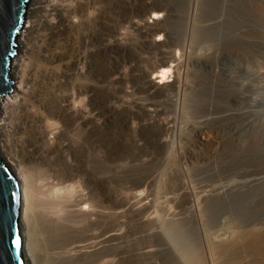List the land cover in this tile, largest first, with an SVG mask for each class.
I'll return each mask as SVG.
<instances>
[{
    "label": "rangeland",
    "instance_id": "1",
    "mask_svg": "<svg viewBox=\"0 0 264 264\" xmlns=\"http://www.w3.org/2000/svg\"><path fill=\"white\" fill-rule=\"evenodd\" d=\"M47 1L55 2L57 7L59 5L60 7H58V9L61 8L62 11L60 9L59 10L61 11L60 13L63 14V15H60V17L58 18L59 20L57 18L55 20L50 18L53 15L47 9L48 8L47 6H49V4L47 2L42 4V10L39 13L40 19L42 18L44 20L45 16H46L47 20H50V19L54 20V22L52 21V23H51L52 26L56 27V28L59 27V29L61 30V32H60L61 35L59 37H56V40H57V38H59V40H57L56 43L54 44L55 47L52 46L49 49L51 51V53H53V51H54L56 53L59 52L60 54L63 55V61L60 63V68L62 67L61 71L63 72V75L68 77V78L65 77V79H64L65 85L63 86V89L61 91L63 93H65V95H66L65 96L63 94V97H70L73 94V97L77 98L76 101H77V103L79 102L80 105H78V106L76 105V106H77V109H79V110L82 108H85V102L83 101V103H82L81 100H78L81 98L83 100L84 95H81L79 97L78 92H79V89L82 90V88H83L82 83L86 81V78H85L87 76L86 70H87V65L89 62V60H87V57L89 54L88 46L92 50L98 51V50H100L101 47L103 48L105 45V48L107 50L106 51V61H104V59L101 60V58L98 57L100 65L102 67L101 71H100L101 73L96 72L92 77V80L95 83V85L96 86L98 85L97 87L100 88V85H102V84H101V82H99V80L101 81V79L104 78L102 69H103V67L106 68V71H107L105 74V75H107V76H105L106 85H107L105 87L106 92H107L106 93L107 94L106 95V97H107L106 98L107 99V101H106V106H107L106 107V109H107V111H106V113H107L106 114V117H107L106 118V122H107L106 123V125H107L106 126L107 127L106 128V137H107L106 138V152H107L106 153V155H107L106 156V161H107L106 162V180H107L106 181V192H107L106 198L107 199H106V204H105L106 205V224H107L106 230H107V232L111 230L112 231V232L110 231L111 234L118 232L117 234L119 237V238L116 237L114 239H109V241L107 242L108 243L107 245H109V246H107V264H180V263L181 264H200V263L201 264H205V263L206 264H208V263L209 264H220L219 260L215 259V257H217L216 256V250L217 249L215 247H212V246L214 244V241L218 242V239H220V237L221 238L224 237L226 239L227 238L226 233L227 232H228V234L233 233L232 230L234 228H236L233 226L234 221H233L232 217H235V216H231L232 209H235V207H237V208L239 207L238 211L241 210L240 213H243L244 215L246 213L245 217L247 218V220L250 217L251 218L250 221L252 220L253 224L255 223V221H253V220L257 219L256 221L259 222L260 219L264 218V216H263L264 215V196H263L264 193L262 192V190L264 191V188L261 187L263 189L259 188L258 190H255V191L249 188V186L252 183H254L253 181H255L256 178H257V180H258V178L259 179L262 177L264 178V175H263L264 174V33H263L264 32V30H263V28H264V24H263L264 23V0H243V1L242 0H239V1L236 0L238 3L235 1L236 2L235 6L238 7V8L237 7L235 8L236 13H238V14L235 13L236 14L235 18L237 17V18H240L242 21L243 20L248 21V22H250V24L254 23L253 24L254 28L251 26L252 24L250 25L251 27H249V34L251 37H253L252 39L255 38L257 40L258 38L261 37L257 41L254 40L256 43L253 41L254 43L251 45V47L254 50H252L250 47L248 51H250V50L251 51L246 53V54H245V52H243V54L245 56H242L243 55L242 51L239 52L237 48L233 47L235 50L232 49L231 51H229V53L232 54L231 55L232 58H234V59H232V60H234L233 62L231 59H228L229 61L228 60H222L221 62L217 63L219 65V66L217 65V68H216L217 71H216V69H214L215 71H212L213 69L212 70L209 69L208 71L203 70L204 71V72L202 71L203 73L198 72L199 68H200L199 65H198L199 66L198 67L196 64L194 65V64H191V62H189V57H193L196 54L198 55V53L195 52V51L198 52V48L200 49L199 52L201 51L202 53L203 52L207 53V54H205V53L202 54L200 52V56L201 55L212 56V55H217V53H219L218 54V56H219V55H221V51L217 50L215 52L214 48L207 47V49H206V47H204V46L203 47L199 46V47H197V49H194V50L190 48L191 49L190 50L189 46H187V43L189 44V42L191 40L190 36H191V34L193 35L192 32H194V31H192V28L194 29V27L191 28V26L193 25L197 29V27L202 24L201 22L203 20V19L200 20L201 17H199V13L197 12L198 4L196 5V3H198V1L191 0V7L189 5V7L191 9L189 10V9H187V8H189L187 5L190 3V1L189 0H182L181 1L182 9L180 8L181 12L174 13L172 15H167L168 12L165 8H168L171 10V8H173L174 5L172 4L173 1L164 0L162 2V4H164L163 5L164 7L165 6H167V7L160 9L158 12L159 13L158 16H154L152 14L151 15L150 14H145V15L143 14V15H141V17L139 19L137 16L135 17L134 15H132L133 9L141 6L138 4L142 3V5L146 4L145 6H149L153 3H161V2H158V1L156 2V0H118V2L122 1L124 4V6L122 5V8H123L122 11H120V13H119V11L116 10V8H117L116 7L117 5H115L117 3L116 0H106L105 3L103 0H102V2H101V0H95V1L94 0H47ZM246 1L248 2V5H247ZM164 2H166V4ZM232 2H234V0ZM87 3H88V6H85V5H87ZM170 3H171V6H170ZM241 3H242V6H241ZM243 3H244V5H243ZM32 4L33 3L31 2V5ZM102 4H103V6H104V4H106V9H107V11H106V13H107L106 14L107 15L106 16V18H107V20H106V23H107L106 24V31H107L106 38L107 39L103 43V45L100 47L98 45L96 46L95 44L93 46H90V45L86 44L87 43V34H88L87 27H86V18H87V20L95 18L97 21V18L99 19V15H98L99 11L98 10H100V8L103 7ZM237 4H240V5L238 6ZM136 5H138V6L136 7ZM196 6H197V8H196ZM245 6H246V8H245ZM95 8L97 11L95 10ZM124 8H125V10H124ZM241 9H243V11L246 9L244 11L245 13ZM187 10H188V12H187ZM237 10H239V12ZM49 14H51V16ZM87 14H88V16L92 15V18H90V16L87 17ZM193 14L195 16H198L199 18L194 17ZM243 14H245V15H243ZM96 15H98V16L96 17ZM30 16H32V15H30ZM244 16H246V17H244ZM250 16H251V18H249ZM61 17H63V18H61ZM193 17L197 18V20H198L197 24L198 25L195 24L196 19L194 20ZM242 17L246 18V20L243 19ZM252 17H253V19L255 18L256 21H252L253 20ZM53 18H55V17L53 16ZM174 18L178 19L180 29H179V32L171 34L169 29L165 27L166 25L163 23V21H165L167 19L170 21H173V20H175ZM235 18H233L234 19L233 22H237L239 24L240 19H239V21H237V19L235 20ZM62 19L66 20V21H63ZM199 20L201 22H199ZM50 21H49V23H50ZM55 21H57L56 24H54ZM58 21L59 22L63 21V22H61L59 24ZM157 21H159V23L161 24V26L159 24V26H160L159 29H161V32L157 31V32L151 33V30L155 28V25H153V23L157 22ZM193 21H195V22H193ZM150 22H152V24ZM62 23H64V24L62 25ZM146 23H149V24H146ZM146 25H147V28H146ZM148 25H151V26H148ZM95 26L97 27L96 24H95ZM95 26H94V29H98V27L96 28ZM144 27H145V29H144ZM50 28L51 27L48 25L45 28V25L43 26V24H41L38 32L35 35V38L32 39L31 45H32L33 53L31 55V60H32L31 67L35 66L34 68H32L33 70H35L36 64L38 63V61H37L38 60L37 56H38V52H39L38 47L41 46V44L43 45V43H44V46L45 45L47 46L48 38L51 35ZM185 28H186V30H185ZM167 29H168V33H167ZM183 29L185 32L183 31ZM260 29H262V31ZM47 31H49V32L47 33ZM147 32H148V34H147ZM169 32H170V34H169ZM157 33H158V35H157ZM164 34L167 35L168 37L166 38V36ZM47 35H49V36L47 37ZM173 35H175V37L176 36L177 37L175 38V37H173ZM171 36L173 39H176V40L179 38L178 39L179 42L181 39V43H179V44L177 43L175 45H169V46L167 45L168 47L166 45H163L164 47L158 46V47H154V48H153V46L148 45V44H150L152 39H154V40L157 39V41H159L160 43H166L167 40L169 41V39H172ZM182 41H185V46L183 45L184 42H182ZM180 44H181V46H180ZM92 47H94L95 49H93ZM51 48L53 49V51ZM210 48L212 50H210ZM121 49H128V51L130 53V57L124 59L123 55L121 54L122 53ZM171 49H173L174 51ZM192 50L194 53L192 52ZM164 51H167V52H164ZM188 51H190L191 56H189ZM237 51L240 53L239 56L237 55L238 54ZM171 53L173 54L174 58L168 57L169 55L172 56ZM233 54H235V55H233ZM187 56H188V58H187ZM240 56H242V57L240 58ZM247 56L248 57L250 56V58H248V62H247ZM160 57H161V59H163V57H164V59L170 58V60L172 62L171 63L172 64V71L170 73L168 80L165 79L164 83L160 79L157 78L158 75H156L154 73L152 75L149 74L150 70L152 71L153 67L156 65V62L158 61L157 59L159 58V60H161ZM235 58L238 60V62H236L237 60H235ZM252 58H253V60L250 61L249 59H252ZM172 59H174V60H172ZM185 59L188 60V63ZM257 60H258V62H257ZM154 61H156V62H154ZM242 61L243 62L245 61V63H243ZM249 61H250V63H249ZM97 63H98V61H97ZM240 63H242V64H240ZM247 63H249V66ZM236 64H238L239 66L243 65L241 67L247 68V70L249 67L251 68V69L249 68L250 70H248L249 72L251 71L250 72L251 74L249 73V75H245L244 73H242V75L241 74L237 75V82H239V83L244 82L243 84H245L244 87H240V88L242 90L247 88L246 89L247 91L246 90L242 91L240 88L238 89L240 91H238V90H236L237 87H234V89L229 90L228 88H225V86L223 85L225 82L220 83V80L218 78L219 77L218 74L221 73V70H220L221 67H226V66L227 67L228 66L233 67V66H236ZM245 64H246V66H245ZM56 65H58V64L56 63ZM56 65L55 64H53V65L48 64L47 66L52 68ZM152 65H153V67H152ZM253 66H254V68L252 71ZM193 67L195 69H193ZM66 68H68V69H66ZM191 68H192V71L196 70L198 74L201 73V74H199V77H197L198 79L196 78L199 83H197V81L194 82L195 81L194 77H196V75L198 76V74H195L193 72L194 74L192 75V73H191V76H190L189 72L191 71ZM197 68H198V70H197ZM109 69L113 70V71L109 73L108 72V71H110ZM176 69H177V71H176ZM188 70H190V71L188 72ZM206 72H208L210 75H211V73L214 75V77L212 76L213 78L209 76L211 79L218 78V79H214L216 87L215 86L213 87L211 85L206 86L207 81H208L207 77L209 75L208 73L206 74ZM142 73L145 74L146 76H148L147 79H149V77H151V80H153L154 82L159 83L160 85H163V86L167 85L165 87V89H163L165 91L164 96H163L164 99H162L163 97H161V98L155 97V99H154V97L152 98V96L149 94L152 91L151 92L141 91V88L139 85L141 83V76L143 75ZM203 74H204V76H203ZM68 75L76 76V77H74V78H77V80H75L76 81L75 85H72L70 83L72 80H71V77H69ZM205 75H206V77H205ZM203 77L206 78L207 80L203 79ZM52 78L53 79L51 80L50 84H48L49 85L48 89L52 88V90L50 92L52 93V91H55L52 94L54 95V97H56V95H58V92H59V89L57 87V81H55L57 79L54 76ZM54 78H55V80H54ZM191 78L192 79L194 78L193 79L194 81L191 80ZM200 78H202L203 80H199ZM240 78H242V79H240ZM178 79H180V80L178 81ZM53 80L56 82V84H53V83H55ZM97 80L100 84L97 82ZM200 81L202 83H200ZM204 81H206V82L204 83ZM184 82L186 84L188 82L194 88H192L189 84L185 85ZM161 83H163V84H161ZM192 83H193V85H192ZM51 84H53L54 87ZM220 84H222L223 86ZM198 85L200 86V89H199ZM186 86L187 87L190 86V87L187 88ZM207 87L208 88L213 87V88L212 89L209 88L210 90L209 89L207 90L206 89ZM223 87H224V89H223ZM191 88L195 91L193 92L191 90ZM195 88L196 89L198 88V89L196 90ZM203 88H204V90H206V91H203L205 98L202 95L203 94L202 93ZM56 89H57V91H56ZM166 90L169 92H167ZM233 90H234V92H233ZM235 90H236V92H235ZM187 92H190L189 93L190 95L192 93L193 94L196 93L198 95L199 94L198 92H200L199 97H200V102L202 101L201 102L202 104H197V107H196L197 109L195 108L196 109L195 112H193L195 110L194 108L192 110H187L185 108V103H184L185 101L180 100L182 98H185L186 97L185 95H187V97L189 96V94ZM55 93H57V94H55ZM235 94H237V95H235ZM248 94H249V96H248ZM234 95H235V97H234ZM201 96H202V98H201ZM177 97L179 99H177ZM187 97L184 100H186ZM234 98H235V100H234ZM71 99H72V97L70 98V100ZM165 100H166V102H164ZM222 100H223V102H222ZM236 100H238V101H236ZM169 101L172 103V105ZM175 101L176 102L178 101V105ZM235 101H236V103H235ZM206 102H208V103H206ZM217 102H218V104H217ZM160 103H163V104H160ZM173 104H175V105H173ZM144 105H145V107H144ZM152 105L154 108L152 107ZM157 105H161V106L159 107ZM198 105L199 106L203 105V106L200 107L201 109L200 108L198 109V107H199ZM216 105H219V107H217ZM139 106H142L143 108H141ZM79 107H81V108H79ZM167 107H169V108H167ZM228 107H229V110H227ZM166 108H167V110H164ZM203 108L204 109L208 108V109L204 110ZM242 108L245 110H243ZM156 109H158V110H156ZM240 110H241V112H240ZM40 111L43 112L44 110L41 109ZM189 111H190V113H189ZM248 111H250V113ZM242 112L247 114V116L253 122L254 126H256L255 129L253 128V129H250V130L248 129V130L244 131V128H242L244 118L240 117L242 119L241 120L240 118H238V116L237 117H232V116L227 117L228 113L229 114L230 113L241 114ZM94 113L97 114V111ZM94 113L92 112V114H94ZM45 114H47V113L43 112V114H42L44 117L43 126L45 128L49 129L48 126L51 127V124L53 123V122L50 123V120L51 121H53V120L49 117V115H46V117L48 116V118H46V119L47 120L49 119V122L45 121L46 120L45 116H44ZM207 116L212 117L210 122H208V120L211 117L208 118L207 120H205L207 118ZM223 116H224V118H223ZM175 117H176V119H175ZM201 118L205 122L202 121ZM215 118H217V119H215ZM222 118L224 120H222ZM229 120H231V121H229ZM177 121L180 123H178ZM199 121L202 123H200ZM223 121L224 122L227 121V122L224 123ZM46 122L48 125L46 124ZM194 122L200 123V124H196L198 126V128H196V125L194 124ZM219 122H220V124H219ZM210 123H212V124H210ZM228 123H229V125H228ZM153 124H156L157 126L153 125ZM186 124H187V127L185 126ZM201 124H202V127H204V130H202L203 128L201 127ZM204 124L206 126L207 125L208 126L206 127V126H204ZM232 124H234V128H233ZM54 125H55V122H54ZM190 125H192L196 129H194L192 126L190 127ZM218 125L219 126L223 125V126H221L222 128L221 127L219 128ZM148 126H150V127H148ZM236 126H238V127L236 128ZM224 127H225V131H223ZM51 128H53V127H51ZM54 129H57L56 125L54 126ZM195 130H197V131L195 132ZM209 130H212V131L209 132ZM218 130H220L222 132H220V131L214 132V131H218ZM239 130H241V131H239ZM51 131H53V130L51 129ZM51 131H50V134L53 133L55 130L53 132H51ZM203 132H205L204 134L208 133V136H210L209 138L210 139L212 138L213 141L212 140H210L211 142L210 141H208V142L202 141L200 137L203 138V137L207 136V134L206 135L200 134ZM238 132H239V134H238ZM77 134H78L77 138H79V140L83 141L84 133H82V130L77 132ZM197 135L198 136L201 135V136L198 137ZM218 138H220V139H218ZM207 144H209V145H207ZM184 159H186V161ZM200 159H202V160H200ZM207 159H209V161ZM187 160H190V162L193 161L194 163L196 162V160H197V163H200L202 161L201 165L205 164V167L201 168V172L197 171V169L200 168V165L197 163H195V165H194V163L192 162L193 163L192 166H195L194 167L195 171L191 170L190 169L191 166L190 165L188 166V164H186ZM184 161H185V163H184ZM205 161H206V163H203ZM208 163H210V164H208ZM213 163L215 165H213ZM206 164H208V165H206ZM234 164H235V167H234ZM183 165L186 167H184ZM168 166H175V168H177V169L182 168L180 170H181V172H183L185 174L187 173L186 170L190 169L186 175L184 174L185 176H183V173H182V176L175 177V179L171 178V180L173 182H176L178 179H183L185 182H187V184H189L188 185L189 187L194 189V191L200 192L202 189H205V191H207V190L212 189L213 186H214V188H217V186L220 188L221 185H223V187L224 186L226 187V185L229 184V185H227V187H228V186L235 185V183H236L235 181L239 180L238 182L241 183V180H244V181H246V184H247L246 186H248L247 189L250 190V193L247 189L244 190L242 188L244 191H242L243 193H240V196H241V198L243 196H245V197H243L242 200L240 201V203L238 202L237 205L234 204L235 207L232 205L234 208L231 207L230 208L231 211L229 210V207H228V208H216V211H215V209L214 210L212 209L210 211L205 212V215L207 214L206 217L208 215L211 216V217L208 216L207 218L205 217L203 222H202V225H204L202 227L203 231H204V235L206 234L205 236L202 235V232H198L196 227H194L192 223H187L186 225H185V223L184 224L180 223V224H170V225L166 224L165 228L168 230H166L164 228V230L166 231V232L164 231V235L161 237L156 236L157 237L156 238L154 235L155 234L154 230L158 229V230H156V232H157V231H159V229H161L160 227L163 223V221H162L163 218L165 216L167 218L168 214H170V212L173 211L172 209H174V211H176L178 213H176V212H171V213H173V215H176V216L178 215V217H176V216L172 217V214H170L171 218L168 217L167 219H174V217H175V219L182 218L180 213H179V209L174 208V205L171 206L172 203L170 204V202H169L171 200V198H173V196L175 197V195L177 194V191L174 188L175 186L170 187V190H169L168 184L165 183V180L167 179L168 174H167V172H165L161 169H166V167H168ZM197 166L199 168H197ZM211 171H213V172H211ZM260 172H262V173H260ZM151 174H152V176H155V178L157 179V181L155 182L156 184L146 186L144 180L147 177V175L150 176ZM156 175H157V177H156ZM261 175H263V176H261ZM183 177H185V178H183ZM77 178L78 179L75 178L73 180V182L71 183L72 186L74 185L73 186L74 187V189H73L74 194L69 195L70 198H69V196H64V197H66L65 199H62V200H64V202L61 201L63 204L62 207L64 209L66 208V210L64 211L65 213L60 214V216H62V217L66 216L67 208L72 206V202H74L78 198L80 199L82 197V195H84V193H85V190H84L83 184H82L83 182L81 181L82 180L81 176H77ZM232 180L234 181V184H233ZM75 181L77 184L75 183ZM168 181H170L169 178H168ZM244 181H242V182H244ZM143 182H144V184H143ZM227 182H229V183H227ZM230 182H232V185ZM236 184H238L237 186H239V185L241 186L242 184H245V182L242 184H239V183H236ZM79 185L81 186V188ZM206 188H207V190H206ZM208 188H210V189H208ZM173 189H175V190H173ZM260 189H261V191H260ZM172 190L174 192L176 191V194ZM79 191L81 192V194ZM202 191H204V190H202ZM173 193H174V195H173ZM253 193H255L256 195L254 194L255 195L254 196ZM258 193L259 194L261 193L262 196L259 197ZM167 194L170 197V200H169V197L167 198ZM248 197H250V198H248ZM166 199H168V200H166ZM239 200H240V197H239ZM79 201L81 202V200H78L77 201L78 203L77 202L75 203V205H77V206L79 205L78 208L74 205V203H73L72 207L75 206L77 209L87 210V207L85 205L79 203ZM70 204H71V206H70ZM68 205H69V207H67ZM262 206H263V208H261ZM75 207H74V209H75ZM244 208H245V210H247V212H245V210L244 211L242 210ZM70 209L72 210V208H69V210ZM69 210H68V212H69ZM227 210H229V213L227 212ZM211 211H213V213ZM260 211H263V212H260ZM209 212L212 214H210ZM255 212L256 213L259 212V213L255 215ZM253 213L255 216L253 215ZM181 214H182V216L184 215V213H181ZM260 214H262V215H260ZM209 224H211V225H209ZM205 225H207V226H205ZM227 227H229V228L226 229ZM150 230H151V232H150ZM223 232L225 235L224 234L222 235ZM234 232H235V229H234ZM152 233L154 236L152 235ZM209 242H211V243H209ZM149 247L154 248L156 250L154 252V256L151 257V260H147V261L145 259H141L138 254L140 252H142L144 248H149ZM197 247H199V248H197ZM207 249L209 252L207 251ZM213 249H215V251ZM198 251H200V252H198ZM207 254H209V255H207ZM191 255H192V257H191ZM213 255H214V258H213ZM210 256H212V257L210 258ZM190 258H191V260H190ZM199 261H200V263H199ZM202 262H204V263H202Z\"/></svg>",
    "mask_w": 264,
    "mask_h": 264
},
{
    "label": "bare ground",
    "instance_id": "2",
    "mask_svg": "<svg viewBox=\"0 0 264 264\" xmlns=\"http://www.w3.org/2000/svg\"><path fill=\"white\" fill-rule=\"evenodd\" d=\"M103 1L105 3L106 0H103ZM157 1L161 2V3H153L151 5L148 4L149 6H145L146 4L142 5V3H141V4H138V5H141L139 7H137L138 5H136L137 8H134L133 11L131 10L132 15H134L135 17L137 16L138 19L143 14L144 15L145 14H150V15L152 14L154 16H158L159 10L163 9L167 6H165V7L163 6L164 4H162V2L164 0H156V2ZM171 1H173L172 4L174 5V7L171 8V10L168 8H165L168 12L167 15H172L174 13L181 12L180 10L182 9V7H181V5H182L181 1L182 0H171ZM189 1H190V3L187 6L189 7V5H190V7H191V0H189ZM195 1H198V3H196V5L198 4V8H197V6H196V8H197V12L199 13V17H201L200 20L201 19H203V20H202V22L199 20V22H201L202 24L200 26H198L197 29L195 28V26H193L191 24L192 25L191 28L194 27V29L192 28V31H194V32H192L193 35L191 34V36H190L191 40H190L189 44L187 43V46H189V49L191 48L193 50L197 49V47H199V46H201V47L204 46V47H206V49H207V47L214 48L215 52L217 50L221 51V55H219V56H218L219 53H217V55H212V56H209V55H201L200 56L201 51L199 52L200 49L198 48V52L195 51L196 53H198V55L195 53L196 55L193 56L194 52L192 50L193 53L192 52L191 53L193 54L192 55L193 57H189V62H191V64H194V65L196 64L197 66L198 65L200 66L198 72H202L203 70L208 71L209 69L210 70L213 69L212 71H215L214 69L217 68L218 62H221L222 60L234 59L231 56L232 54L229 53V51L234 49L233 47L237 48L239 52L242 51V54H243V52H245V54H246V53L251 51V50L248 51L249 48L251 47V45L255 41H257L261 38L260 37L257 40L255 38L252 39L253 37H251L249 34V27H251V26L253 27L254 23L253 24L251 23L252 24L251 25L250 22H248V21H244V20L242 21L240 18H237V17L235 18L236 14H238L235 11V8L237 7V6H235V4L237 2L236 0H234V2H232L233 0H195ZM31 2L33 3L32 5H31ZM46 2L49 4V6H47L48 7L47 9L55 17V18H53V16H52L50 18L55 20L56 18L58 19L60 17V15H63L60 13L62 11L61 8H59L61 11L58 9V7H60V6L58 5V7H57L55 2H49L47 0H28V4L26 7V11H25V15H24L21 27L19 28L18 33H17L16 38H15V46H14L15 52L10 59L9 74H10L11 80L13 81L12 91L0 99V161L5 163L7 169L10 171V173H12V175L16 178V180L18 182L19 198H20V200H19L20 201L19 202V214H18V229H19V234H20V239H21V253H22L24 264H107V246H109V245H107L108 244L107 242L109 241V239H114V238L118 237V234H117L118 232H115L116 234L115 233L111 234L110 233L111 230L108 231L109 233L106 230V228H107V226H106L107 225L106 224V205H105L106 199H107L106 198V193H107L106 192V181H107L106 180V162H107L106 161V156H107L106 155V153H107L106 152V138H107L106 137V128H107L106 127L107 126L106 125V123H107L106 122V118H107L106 117V114H107L106 113V111H107V109H106V107H107L106 106V101H107L106 95L107 94L106 93L107 92H106V88H105L107 86L106 85V79H105V76H107V75H105L107 72L106 68L103 67V69H102L104 78L101 79V81L99 80V82H101V84H102V85H100V88H98L97 87L98 85L96 86L92 80L93 75L96 72L99 73L101 71V68H102L100 65L98 57H100L101 60L104 59V61H106V51L107 50L105 48V45L103 48L101 47L103 50L100 48V50H98V51L92 50L88 46L89 54H88L87 60H89V62L87 65V70H86V72H87V76L85 77L86 81L82 83L83 88H82V90L79 89V92H78L79 97L81 95H84L83 100H82V98L78 99V100H81L82 103H83V101L85 102V108H82L79 110V109H77V106L80 105V103L79 102L77 103V101H76L77 98L73 97V94L70 97H63V94L65 95V93H63L61 91L63 89V86L65 85L64 79L66 77L63 75V72L61 71L62 67L60 68V63L63 61V55L60 54L59 52H57V53L54 52L52 48L51 49H52L53 53H51V51L49 50L50 47L54 46L56 41L59 40V38H57V40H56V37H59L61 35V33H60L61 30L59 29V27L56 28V27L52 26L51 23H52V21L54 22V20H51V19H50L51 21L47 20L46 16H45L44 20L42 18L40 19L39 13L42 10V4L46 3ZM101 2H102V0H101ZM116 2H117L115 4V5H117L116 10L119 11V13H120V11H122V9H123L122 5L124 6V4L122 1L118 2V0H116ZM164 3L166 4V2H164ZM246 3L248 5L247 1H246ZM237 5L239 6L240 4H237ZM243 5H244V3H243ZM85 6H88V3ZM102 6H103V4H102ZM170 6H171V3H170ZM241 6H242V3H241ZM190 7L187 9L190 10L191 9ZM245 8H246V6H245ZM95 10H96V8H95ZM124 10H125V8H124ZM241 10L243 11V9H241ZM98 11H99V14H98L99 19L97 18V21L95 18H92V15H89L90 18H92V19L87 20V18H86V27H87V31H88L86 44L90 45V46H93L95 44L96 46L98 45L100 47L103 45V43L107 39L106 38V33H107V31H106V24H107L106 23V20H107V18H106V16H107L106 15L107 14L106 13V11H107L106 4H104V6L101 7L100 10H98ZM237 11L239 12V10H237ZM187 12H188V10H187ZM88 14H87V17H89ZM30 15H32V16H30ZM49 15L51 16V14H49ZM98 15H96V17ZM243 15H245V14H243ZM63 17H61V18H63ZM194 17H198V16L194 15ZM194 17H193V19L194 20L196 19L195 24H197L198 20H197V18H194ZM244 17H246V16H244ZM233 18H235V20L237 19V21H239V19H240L239 24L237 22H233V20H234ZM249 18H251V16ZM243 19L246 20V18H243ZM252 19H253V17H252ZM49 21H50V23H49ZM63 21H66V20H63ZM63 21H61V22H63ZM252 21H256L255 18ZM56 22L57 21H55L54 24H56ZM61 22L58 21L59 24ZM178 22H179L178 19H175L173 21H170L167 19V20L163 21V23L166 25L165 27L169 29L171 34L179 32L180 28H179ZM193 22H195V21H193ZM150 23L152 24V22H150ZM41 24H43V26L45 25V28L47 25L51 27L50 28L51 35L50 36L47 35V37L49 36L47 46L46 45L44 46V43H43V45L41 44V46L38 47L39 48L38 49L39 52H38V56H37L38 57L37 58L38 63L37 64L35 63L36 68H35V70H33L32 68H34L35 66L31 67V63H32L31 55L33 53L31 43H32V39L35 38V35L38 32ZM63 24L64 23H62V25ZM95 24L97 25L98 29H94ZM146 24H149V23H146ZM159 24H160L159 21L153 23V25H155V28L151 30V33H154L157 31L161 32V29H159L161 24H160V26H159ZM148 26H151V25H148ZM146 28H147V25H146ZM144 29H145V27H144ZM168 29H167V33H168ZM185 30H186V28H185ZM260 30L262 31V29H260ZM263 30H264V28H263ZM183 31H184V29H183ZM48 32L49 31H47V33ZM148 32H147V34H148ZM170 32H169V34H170ZM157 35H158V33H157ZM165 36H166V38L168 37L167 35H165ZM173 37H175V35H173ZM171 38H172V36H171ZM178 39L177 40L173 39V38L169 39V41L168 40L166 41L167 44L166 43H160L159 41H157V39L156 40L152 39L150 44H148V45L153 46V48L158 47V46L164 47L163 45H166V46L167 45L168 46L169 45H175L177 43L178 44L181 43V39H180V42ZM182 42H184L183 45L185 46V41H182ZM180 46H181V44H180ZM92 48L95 49L94 47H92ZM211 48H210V50H212ZM173 49H171V50H173ZM251 49H252V47H251ZM121 50H122L121 54L123 55L124 59L130 57V53H129L128 49H121ZM252 50H254V49H252ZM164 52H167V51H164ZM188 52H189V56H191L190 51H188ZM239 52L237 54L238 56L240 54ZM204 53L205 52H203L202 54H204ZM205 54H207V53H205ZM233 55H235V54H233ZM242 56H245V55L243 54ZM242 56H240V58ZM168 57L174 58L173 54H172V56L169 55ZM170 58L164 59V57H163V59H161V57H160L161 60H159V58H158L157 62L154 61V62H156V65L154 67L152 65L153 69H152V71L149 69L150 70L149 74L152 75L154 73V74L158 75L157 78L160 79L163 83H164L165 79L168 80L170 73L172 71V64H171L172 62H171ZM187 58H188V56H187ZM236 58H235V60H237ZM248 58H250V56L249 57L247 56V62H248ZM172 60H174V59H172ZM249 60L251 61V60H253V58L249 59ZM97 61H98V63H97ZM186 61L188 63V60H186ZM233 61L234 60H232V62ZM245 61L244 62L242 61V62L245 63ZM250 61H249V63H250ZM236 62H238V60ZM257 62H258V60H257ZM56 63L58 65H56ZM249 63H247L248 66H249ZM46 64L47 65L48 64L49 65L55 64L56 66H54L55 68L54 67L51 68V67L47 66ZM238 64H236V66H233V67H231V66L230 67L229 66L228 67L227 66L221 67L220 66L221 67V69H220L221 73H219V74L217 73L219 75L218 78L220 80V83L225 82L223 85L225 86V88H228L229 90L234 89V87H237L236 90H238L240 87H244L245 86V84H243L244 82L243 83L237 82V75H240V74L242 75V73H244L245 75H249V73L251 72V71L250 72L248 71L251 69L250 67H249L250 69L248 68V70H247V68L241 67L243 65L239 66ZM240 64H242V63H240ZM245 66H246V64H245ZM253 68H254V66L252 67V71H253ZM66 69H68V68H66ZM193 69H195V68L193 67ZM197 70H198V68H197ZM112 71L113 70H110L108 72L110 73ZM176 71H177V69H176ZM189 71L190 70H188V72ZM216 71H217V69H216ZM193 72L195 74H198L196 70L192 71V68H191V71L189 72L190 76H191V73H192V75L194 74ZM207 73L208 72H206V74ZM199 74H201V73H199ZM199 74H198V76L196 75V77H194L195 75L193 76L195 78V79L193 78L195 81L192 78H191V80L196 82L198 79L197 77H199ZM204 74H203V76H204ZM53 76L56 77V79H57V80H55V78H54V80L57 81V87L59 89L58 95H56V97H54V95L52 94L55 91H52V93H51L50 91L52 90V88L48 89L49 88L48 84H50L51 80L53 79L52 78ZM68 76L71 77V80H72L70 83L72 85H75V83H76L75 80H77V78H74V77H76V76H74V75L73 76L68 75ZM209 76L214 77V75L212 73H211V75L210 74L208 75V77H207L208 81H207L206 86L211 85L213 87L214 86L216 87L214 79H218V78L211 79ZM147 77L148 76H146L145 74H143L141 76V83L139 85L141 88V91H144V92H151L152 91L149 94L152 96V98L154 97V99H155V97L156 98L163 97L164 93H165V91L163 89H165V87L167 85L166 86L160 85L159 83H156L153 80H151V77H149L150 80L147 79ZM205 77H206V75H205ZM66 78H68V77H66ZM203 79H206V78L203 77ZM203 79L200 78L199 80H203ZM240 79H242V78H240ZM179 80L180 79H178V81ZM97 82H98V80H97ZM205 82L206 81H204V83ZM163 83H161V84H163ZM197 83H199V82L197 81ZM200 83H202V82L200 81ZM53 84H56V82ZM53 84H51V85L54 87ZM188 84H189L188 82H187V84L185 83V85H188ZM192 85H193V83H192ZM199 85H198V87L200 89ZM220 85H222V84H220ZM189 87H187V88H189ZM213 87H209V88L212 89ZM192 88H194V87H192ZM192 88H191V90L194 92L195 90H193ZM209 88L207 87L206 89L208 90ZM223 89H224V87H223ZM246 89H243V90H246ZM236 90H235V92H236ZM56 91H57V89H56ZM203 91H206V90H204V88H203L202 93H203ZM238 91H240V90H238ZM167 92H169V91H167ZM233 92H234V90H233ZM187 93L189 94L190 92H187ZM198 93H199L198 95L196 93H194V94L192 93L191 95L189 94L188 97H187V95H185L187 97L186 100H184L186 97L180 99L181 101L182 100L185 101L184 102L185 108L187 110H192L193 108L195 109L197 107V104H202L201 103L202 101L200 102V97H199L200 92H198ZM55 94H57V93H55ZM202 95L204 97V93ZM235 95H237V94H235ZM235 95H234V97H235ZM248 96H249V94H248ZM71 97H72V99L70 100ZM201 98H202V96H201ZM162 99H164V97ZM177 99H179V98L177 97ZM166 100L164 102H166ZM234 100H235V98H234ZM236 101H238V100H236ZM236 101H235V103H236ZM222 102H223V100H222ZM163 103H160V104H163ZM176 103L178 105V101ZM206 103H208V102H206ZM175 104H173V105H175ZM217 104H218V102H217ZM171 105H172V103H171ZM157 106L160 107L161 105H157ZM202 106H199L198 109ZM216 106L219 107V105H216ZM139 107L143 108L142 106H139ZM144 107H145V105H144ZM152 107H153V105H152ZM229 107H228V109L227 108L226 109L229 110ZM79 108H81V107H79ZM167 108H169V107H167ZM167 108L164 110H167ZM41 109L44 110L43 112L47 113L44 115L45 119L48 118V116L46 117V115H49V117L53 120V121L50 120V123L53 122L51 124V127H53V128L48 126L49 127V129H48V128H45L43 126L44 117L42 115L43 112L40 111ZM196 109L193 112H195ZM205 109H208V108H205ZM156 110H158V109H156ZM243 110H245V109H243ZM96 111H97V114L94 113ZM92 112L94 114H92ZM240 112H241V110H240ZM248 112L250 113V111H248ZM189 113H190V111H189ZM231 116L232 117L238 116V118H240V117L244 118L243 119L244 122H243V126H242V128H244V131L248 130V129L250 130L253 128L255 129V127H256V126H254V124L250 120V118L247 116V114L244 112H242L241 114H237V113H230L229 114L228 113L227 117H231ZM210 117L207 116V118L205 117L206 119L205 118L204 119L207 120ZM223 118H224V116H223ZM223 118H222V120H224ZM175 119H176V117H175ZM211 119H212V117L208 120V122H210ZM215 119H217V118H215ZM201 120L204 121L202 118H201ZM45 121L49 122V119L48 120L46 119ZM229 121H231V120H229ZM54 122H55V125L57 126V129H54V126H55ZM226 122L227 121H225L224 123H226ZM178 123H180V122H178ZM200 123H202V122H200ZM200 123L194 122L195 125L200 124ZM46 124H47V122H46ZM210 124H212V123H210ZM219 124H220V122H219ZM153 125H156V124H153ZM192 125H190V127ZM228 125H229V123H228ZM232 125L234 128V124H232ZM185 126L187 127V124ZM204 126H206V125L204 124ZM221 126H223V125H220V126L218 125L219 128ZM148 127H150V126H148ZM201 127H202V124H201ZM237 127L238 126H236V128ZM193 128L196 129V128H198V126L196 125V128L195 127H193ZM202 128H203L202 130H204V127H202ZM51 129L53 131L54 130L55 131L53 132V131H51ZM81 130H82V133H84L83 141H81V140H79V138H77V135H78L77 132H79ZM241 130H239V131H241ZM50 131L53 133L50 134ZM196 131L197 130H195V132ZM210 131H212V130H209V132ZM219 131L220 130L214 131V132H219ZM223 131H225V127H224ZM220 132H222V131H220ZM204 133L205 132L200 133V134L203 135ZM206 134H207V136H205L203 138L200 137L201 135H199V136L197 135V136L200 137L201 140L204 142H208V141L212 140V138L211 139L209 138L210 136H208V133H206ZM206 134H204V135H206ZM238 134H239V132H238ZM218 139H220V138H218ZM207 145H209V144H207ZM184 160L186 161V159H184ZM197 160L195 163H197ZM200 160H202V159H200ZM207 160L209 161V159H207ZM185 161H184V163H185ZM192 162H190V160H187L186 164H188V166L189 165L191 166L190 167L191 170H194L195 166H192V164L194 163V162L193 163ZM201 162L197 163L200 165V168L198 166H197V168H199V169L196 168L197 171H200V172H201V168L205 167V164L201 165ZM195 163H194V165H195ZM203 163H206V161ZM210 163H208V164H210ZM208 164H206V165H208ZM213 165H215V164L213 163ZM184 167H186V166H184ZM234 167H235V164H234ZM180 169H182V168H180ZM180 169L175 168V166H168V167H166V169H161V170L167 172V174H168V177L165 180V183L168 184L169 190H170V187L175 186L174 188L176 189L177 194H176V191L175 192L173 191L175 189H173L172 191L176 194L175 197L173 196V198H171V200H170V197L168 196L169 193H168L167 198L169 197V200H170L169 202H170V204L172 203L171 206L174 205V208L179 209V213H180L182 218L175 219V217H174V219H167L168 217H170V214H172V217L176 216V215H173V213H171V212H176V211H174V209H172L173 211H171L170 214H168V217L166 218V216H165L163 218V220H162L163 223H162V225L160 224L161 229H159V231H157V232H156V230H158V229L154 230L155 231V234H154L155 237L156 236L161 237L164 235V231H165L164 228L166 227V224L170 225V224H180V223L181 224L185 223V225L187 223H192L193 226L196 227L197 231L202 232V235L205 236L206 234L204 235V231L202 228L204 226V225H202V222L207 215V214L205 215V212L210 211L212 209L213 210L215 209V211H216V208H228V207L230 210V208L233 207L234 204L237 205V203L238 202L240 203L242 198L245 197L242 194L241 195L243 197L241 198V196H240V193H243L242 191H244L245 189L248 188V186H246L247 185L246 181H244V180H241V183L238 182L239 180L235 181L236 183H239V184H242L245 182V184H242L241 186L240 185L237 186L238 184H236V183H235V185H232V182H230L232 186L227 187V185H229V184H227L229 182H227L226 183L227 185L225 184L226 187L225 186L223 187V185H221L220 188L218 186H217V188H214V186H213L212 189L208 188L210 190H207V188H206L207 191H205V189H202L204 191H202L200 189L202 192L201 191L198 192V191H194L193 188L189 187L188 186L189 184H187V182H185L183 179H178L177 181L175 180L176 182H173L171 180V178L175 179V177L182 176L183 172H181ZM190 169L186 170L187 173ZM211 172H213V171H211ZM260 173H262V172H260ZM184 174L185 173H183V176L186 175V174L185 175ZM263 175H261V176H263ZM77 176H81V178H82L81 181L83 182L82 184H83V188L85 190V193H84V195H82V197L80 199L78 198L74 202H72V206H73V203L75 205V203L78 200H81V202L79 201V203L85 205L87 207V210L77 209L79 205L78 206L75 205L77 208L74 206L76 209L75 210L74 207H72L70 204L71 207H69V205L67 207L72 208V210L70 209L71 210L70 211L69 208H67L66 216L62 217V216H60V214L65 213L64 211L66 210V208L64 209L62 207V205H63L62 202H64V200H62V199L66 198L64 196H69V195L74 194L73 193V189H74L73 186L74 185L72 186L71 183L73 182V180L75 178L76 179L79 178V177L77 178ZM156 177H157V175H156ZM168 178L170 179V181H168ZM183 178H185V177H183ZM156 181H157V179L155 178V176H152V174L150 176L147 175V177L144 180L146 186L156 184L155 183ZM242 181H244V182H242ZM144 182H143V184H144ZM253 182L254 183H252L249 186L250 189L255 191L261 187L264 188V178L263 177L260 179L258 178V180L256 178V180ZM75 183H76V181H75ZM233 184H234V181H233ZM80 188H81V186H80ZM263 188H261V189H263ZM261 189H260V191H261ZM248 191L250 193V190H248ZM262 192L264 193L263 190H262ZM174 193H173V195H174ZM80 194H81V192H80ZM254 194L255 193H253V195ZM260 194H259V197L262 196V194L261 195ZM239 197H240V200H239ZM250 197H248V198H250ZM69 198H70V196H69ZM166 200H168V199H166ZM236 208L237 207H235V209H232V212H231V216H235V217H232V219L234 221L233 226L236 227V228H234L235 232H234V229L232 230L233 233L228 234V232H227L226 233V235H227L226 239L227 240L223 236H222L223 238L220 237L221 240L218 239V242H215L213 240L214 244H213V246L212 245L211 246L215 247L217 249L216 250V256L217 257H215V259L219 260L220 264H264V218L260 219L259 222L256 221L257 219L253 220V221H255V223L257 222L256 224L255 223L253 224L252 220L250 221V219H251L250 217L248 218V220L245 217L246 213L244 215L243 213H240L241 210L238 211L239 207L237 209ZM261 208H263V206ZM68 210H69V212H68ZM229 210H227L228 213H229ZM242 210L244 211L245 208ZM211 212L213 213V211H211ZM245 212H247V210H245ZM260 212H263V211H260ZM176 213H178V212H176ZM181 213H184V215L182 216ZM212 213H210V214H212ZM258 213L255 212V215ZM253 215H254V213H253ZM260 215H262V214H260ZM208 216H210V215H208ZM176 217H178V215ZM209 225H211V224H209ZM205 226H207V225H205ZM228 228L229 227H227L226 229H228ZM166 230H168V229H166ZM150 232H151V230H150ZM223 234H224V232L222 233V235ZM152 235H153V233H152ZM209 243H211V242H209ZM150 247L144 248L143 251L138 254L141 259H145L146 261L151 260V257L154 256V252L156 250L154 248H150ZM197 248H199V247H197ZM213 250L215 251V249H213ZM207 251H208V249H207ZM198 252H200V251H198ZM207 255H209V254H207ZM191 257H192V255H191ZM211 257L212 256H210V258ZM213 258H214V255H213ZM190 260H191V258H190ZM199 263H200V261H199ZM202 263H204V262H202Z\"/></svg>",
    "mask_w": 264,
    "mask_h": 264
},
{
    "label": "water",
    "instance_id": "3",
    "mask_svg": "<svg viewBox=\"0 0 264 264\" xmlns=\"http://www.w3.org/2000/svg\"><path fill=\"white\" fill-rule=\"evenodd\" d=\"M27 4L28 0H0V99L12 91L10 59ZM19 200L18 182L0 161V264H24L18 229Z\"/></svg>",
    "mask_w": 264,
    "mask_h": 264
},
{
    "label": "snow or ice",
    "instance_id": "4",
    "mask_svg": "<svg viewBox=\"0 0 264 264\" xmlns=\"http://www.w3.org/2000/svg\"><path fill=\"white\" fill-rule=\"evenodd\" d=\"M22 2H23V3H26V2H27V0H22ZM17 243H19V241H17Z\"/></svg>",
    "mask_w": 264,
    "mask_h": 264
}]
</instances>
